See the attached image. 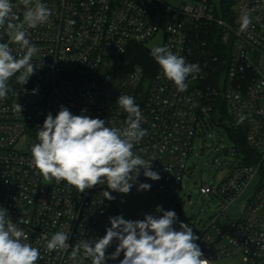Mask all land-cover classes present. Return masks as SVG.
<instances>
[{
    "label": "built area",
    "instance_id": "obj_1",
    "mask_svg": "<svg viewBox=\"0 0 264 264\" xmlns=\"http://www.w3.org/2000/svg\"><path fill=\"white\" fill-rule=\"evenodd\" d=\"M11 2L17 5V23H23L24 6L20 0ZM41 2L52 15L28 30L39 49L32 58L34 74L24 85L16 76L10 78L12 91L0 100V208L14 223L26 221L20 227L27 242L40 250L36 264H81V254L70 259L72 248L49 252L47 240L57 231L69 235L71 246L102 238L111 226L109 217L119 215L120 194L106 184L80 193L66 181L46 180L30 163L31 147L39 142L37 131L48 113L55 117L61 106L74 115L86 110L83 114L104 119L106 126L123 129L127 113L116 103L121 94L134 97L147 130L134 151L145 159L154 155L152 170L161 177L153 181L141 171L138 183L164 194L183 188L195 136L213 125L212 114L221 104L227 106L230 118L245 130L254 157L234 146L227 174L201 184L203 199L218 201L222 210L200 226L196 243L208 264L234 255H242L245 264H264V180L254 187L237 219L225 215L264 171V0H234L225 13L220 0ZM243 11L250 13L252 24L241 32ZM163 24L162 46L200 68L187 78L183 92L163 77L159 65L151 76L139 65L129 70L118 66L119 57L132 45L152 40ZM0 43H9L13 55L20 57L19 46L3 29ZM104 191L115 199H106ZM117 245L114 240L106 255ZM123 257L122 252L106 264H119ZM82 264H91V259L84 258Z\"/></svg>",
    "mask_w": 264,
    "mask_h": 264
},
{
    "label": "clouds",
    "instance_id": "obj_2",
    "mask_svg": "<svg viewBox=\"0 0 264 264\" xmlns=\"http://www.w3.org/2000/svg\"><path fill=\"white\" fill-rule=\"evenodd\" d=\"M20 3L25 9L23 23H17L19 17L14 11L17 5L11 0H0V29L19 46L21 53L17 58L9 43H0V100L12 91L10 78L16 76L17 82L24 85L34 74L32 58L39 49L29 40L28 30L45 24L52 15L41 0H20ZM239 22L240 31H246L252 24L250 13L243 11ZM150 55L163 77L173 82L179 92L187 89V78L200 71L198 64L188 62L167 46L152 48ZM116 103L127 113L123 129L106 126L104 119L83 114L86 110L74 115L61 106L55 117L48 113L37 131L39 142L31 147V165L46 180L66 181L80 193L104 184L112 192L123 194H128L134 184L138 190H149L150 184L138 183L141 171L153 181L161 177L152 170L154 155L145 159L134 151L135 145L147 135L142 127V111L130 95L121 94ZM239 122H243V117ZM103 194L108 200L115 199L109 191ZM155 212L162 214H145L142 220L125 219L122 214L109 217L111 226L102 238H94L92 242L81 240L74 246L69 245L67 233L57 231L47 240L46 249L51 252L72 248L70 259L75 260L81 254V264L84 258L91 259V264H106L122 252L124 257L119 264H208L191 226L180 222L177 229L178 217L173 210L157 206ZM24 223V220L14 223L8 211L0 208V264H36L40 259V250L27 242L29 238L20 227ZM114 240L118 241L115 251L106 255Z\"/></svg>",
    "mask_w": 264,
    "mask_h": 264
},
{
    "label": "rangeland",
    "instance_id": "obj_3",
    "mask_svg": "<svg viewBox=\"0 0 264 264\" xmlns=\"http://www.w3.org/2000/svg\"><path fill=\"white\" fill-rule=\"evenodd\" d=\"M165 33L166 26L163 24L160 32L146 42V47L151 51L154 47L162 46ZM262 68L264 71V63ZM234 156V145L225 129L217 123L208 124L204 133L199 131L194 138L188 159L189 172L183 180V188L180 192L170 199L169 194L159 193L151 188L138 190L137 185L134 184L128 194H119L117 200L119 215L122 214L129 220H142L145 214L161 215L162 213L155 212L156 207L161 206L164 210L176 212L177 229L178 223L183 222L191 226L196 234L201 225L222 210L218 201L203 199L199 187L203 183H213L223 178L232 166ZM262 178L258 176L251 188L226 209V217L237 219L240 216L244 203L251 197L254 187L263 180ZM221 221L224 219L222 218ZM219 264H245V261L242 255H234L223 259Z\"/></svg>",
    "mask_w": 264,
    "mask_h": 264
},
{
    "label": "trees",
    "instance_id": "obj_4",
    "mask_svg": "<svg viewBox=\"0 0 264 264\" xmlns=\"http://www.w3.org/2000/svg\"><path fill=\"white\" fill-rule=\"evenodd\" d=\"M233 5L234 0H220V9L222 13L232 10ZM214 51L216 54H220V50L214 48ZM118 64L124 70H129L138 65L142 66L149 76L153 75L158 68V64L150 55V50L146 47L145 43L132 45L124 56L119 57ZM212 123L213 125L217 123L225 129L233 145L239 152L254 157V152L247 144L245 130L230 118L226 105L221 104V106L213 112ZM251 161L252 160H250V162ZM262 177L264 180V171L262 172Z\"/></svg>",
    "mask_w": 264,
    "mask_h": 264
},
{
    "label": "water",
    "instance_id": "obj_5",
    "mask_svg": "<svg viewBox=\"0 0 264 264\" xmlns=\"http://www.w3.org/2000/svg\"><path fill=\"white\" fill-rule=\"evenodd\" d=\"M176 194H178V191H177V190L174 191L173 193L169 194V195H168V198L173 199V198L175 197Z\"/></svg>",
    "mask_w": 264,
    "mask_h": 264
},
{
    "label": "crops",
    "instance_id": "obj_6",
    "mask_svg": "<svg viewBox=\"0 0 264 264\" xmlns=\"http://www.w3.org/2000/svg\"><path fill=\"white\" fill-rule=\"evenodd\" d=\"M264 63V61H262ZM253 192V191H252ZM119 209V208H118ZM179 224V223H178Z\"/></svg>",
    "mask_w": 264,
    "mask_h": 264
}]
</instances>
